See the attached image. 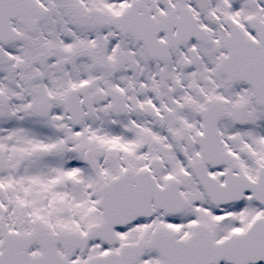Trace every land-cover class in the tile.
I'll return each mask as SVG.
<instances>
[{"label":"rangeland","instance_id":"374dc122","mask_svg":"<svg viewBox=\"0 0 264 264\" xmlns=\"http://www.w3.org/2000/svg\"><path fill=\"white\" fill-rule=\"evenodd\" d=\"M40 1L48 5L49 11L38 29L31 32L14 23L20 39L0 44V161L9 168L0 172V241L2 235L30 234L36 222L54 232L85 234L89 226L103 218L98 180L108 182L125 168L150 167V160L156 162L159 154L170 162L162 172V180L166 174H175L184 184L188 201L182 218L190 222L188 234L193 225L204 224L221 241L264 216L249 197L242 204L211 208L189 169L200 159L196 138L203 132L200 111L208 99L226 105L228 115L219 130L236 159L235 171L256 179L259 167L264 165V108L256 106L247 87L228 84L219 73L217 61L224 54L221 43L217 44L218 52H212L215 46L203 52L198 70L185 74L183 88L176 92L172 82L178 75L171 65L165 75L156 78L159 66L151 68L137 44L90 29L88 7L93 5L85 0H71L67 5L57 0ZM92 3L105 9L110 5L106 0ZM116 75L126 78L122 85L129 93L131 86L139 89L152 84L160 97L159 111H173L166 113V125L148 123V112L115 118L105 90L115 87ZM83 83L93 84L94 107L79 127L72 128L64 100L70 88ZM144 96L136 97L141 106V98L151 103ZM49 97L53 98L49 103L54 113L41 116L34 104ZM152 97L156 104L157 94L154 92ZM241 105L247 106V113L239 121L237 107ZM166 130L178 137L181 152L171 150L166 143ZM21 160L24 165L14 176L10 168ZM140 227L143 231H120L119 242L146 238L149 225ZM102 250L98 243L83 255H66L86 261ZM38 252V248L32 250L33 255ZM145 259L151 263L159 260L156 254H147Z\"/></svg>","mask_w":264,"mask_h":264},{"label":"water","instance_id":"95a60500","mask_svg":"<svg viewBox=\"0 0 264 264\" xmlns=\"http://www.w3.org/2000/svg\"><path fill=\"white\" fill-rule=\"evenodd\" d=\"M165 4L167 0H161ZM135 8L126 11L120 20L115 22L120 33L138 34L139 38L146 33L150 39L163 28L162 21H154L136 15ZM93 13L99 26L104 25V18ZM45 10L35 0H0V42L18 40L11 20H16L30 30L39 24L37 19L44 16ZM37 16V19L35 18ZM136 21L132 23V19ZM137 22H139L137 24ZM250 27L259 35L258 42L246 37L231 38L224 41L228 57L221 60V70L230 83L248 85L258 105L264 106V25L256 22ZM183 42L178 41L173 45ZM149 56L156 58L164 51L168 56L169 47L155 41H145ZM162 50V51H161ZM89 88L73 90L67 99V111L71 122L78 125L82 119V108L78 96L84 98L85 107L90 106ZM114 109L123 111L122 102L117 96L109 94ZM43 109V108H42ZM48 114L50 109L42 110ZM244 112H241L243 114ZM205 122L204 134L199 136L202 160L191 166L192 172L213 207L238 203L249 191L252 199L264 208V166L259 169L256 182L244 174L233 173L235 161L224 150V144L218 131V123L226 117L225 109L214 102H207L201 113ZM242 117V115H241ZM240 117V118H241ZM24 161L14 165V175H18ZM208 165L217 168L230 166L224 173V184L208 173ZM5 162L0 161V172L7 171ZM153 203L166 216L178 215L185 208V200L180 193L178 183H169L160 188L150 171L138 173L126 172L119 179L105 186L102 190L101 209L103 222L91 227L85 236L49 232L40 223L29 235H7L2 238L0 264H85L81 261L71 262L63 257L58 247L64 251L73 250L80 253L87 251L92 240L100 241L112 248L116 245L115 228L130 225L137 218H149L154 215ZM38 246L41 254L31 256L32 247ZM146 252L159 255L162 264H258L264 263V217L257 218L244 234H230L222 242H215L214 233L206 226L196 225L192 235L180 239L178 232L169 228L156 229L148 242L139 240L133 244H122L119 253L111 252L98 255L88 264H136Z\"/></svg>","mask_w":264,"mask_h":264},{"label":"flooded vegetation","instance_id":"af4514ba","mask_svg":"<svg viewBox=\"0 0 264 264\" xmlns=\"http://www.w3.org/2000/svg\"><path fill=\"white\" fill-rule=\"evenodd\" d=\"M88 5H93L92 7H96L99 10H102L107 18V21L111 23L112 19L117 16H122L125 11L130 9V7L134 4L132 8L135 9L136 15H143V11L146 9L151 17L155 20H158L159 17L163 16L168 19V21H174L168 14V11L165 9L163 4L159 2V0H106L107 3L105 5H109V8L105 9L103 6H96L92 3V0H85ZM117 1L123 2L122 5L118 4ZM167 6L172 11V16L178 22L187 20L197 21L199 26L203 27L207 34L209 35V39H211L212 43L210 45H206L197 41H191L189 45L181 47L172 52V58L166 67H164L163 63L156 62L157 64H161V75H165L167 71H169V65H174L176 63L178 67V61L180 60H189V55L192 53L193 49H196L198 52V64L200 59L203 58V52L210 51L212 46L215 48L212 52H218L219 48L217 46L218 42L221 43L224 37L230 34L229 25L234 23L237 24L243 31L247 32L252 38H257V36L249 30L248 21L255 20L257 22L264 23V2L259 0H168ZM113 3L115 6H113ZM68 4V3H67ZM91 8V7H90ZM112 13V14H111ZM111 14V15H110ZM89 19V18H88ZM90 20V19H89ZM93 23L92 20L89 21ZM109 27H112L111 24ZM172 36L176 35L177 28L174 25L170 26ZM111 30V28H110ZM168 30L161 32L157 38L161 42H168ZM109 34L113 35V31H109ZM127 39H132L133 42H137L135 37L126 36ZM138 43V42H137ZM139 44V43H138ZM203 47V48H202ZM202 50L205 48V50ZM173 61V63H172ZM198 67V66H197ZM195 70V69H194ZM179 74H184V71L178 70ZM126 79V78H125ZM125 79L118 78V82H125ZM166 80H164L165 82ZM124 86V85H123ZM93 87V85H92ZM163 89L166 91V82L163 85ZM148 90L153 92V87L150 84H147ZM144 89V88H143ZM127 90V89H126ZM146 93V89L143 90ZM136 100L129 96L127 97V104L130 106V109L134 112L136 111ZM179 106V105H178ZM178 108V107H177ZM139 110V109H137ZM143 113L142 110H140ZM166 113L168 110L165 109L164 112H159L158 118L159 121H163L166 117Z\"/></svg>","mask_w":264,"mask_h":264}]
</instances>
